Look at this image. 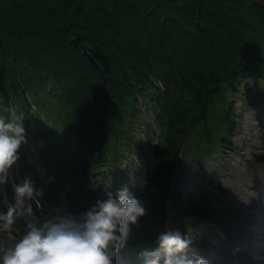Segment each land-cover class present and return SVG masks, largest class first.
<instances>
[{
  "label": "trees",
  "instance_id": "1",
  "mask_svg": "<svg viewBox=\"0 0 264 264\" xmlns=\"http://www.w3.org/2000/svg\"><path fill=\"white\" fill-rule=\"evenodd\" d=\"M4 1L0 117L24 116L27 123L34 106L37 123L43 113L53 119L43 160L56 167L62 185L60 166L73 157V211L82 200L80 214L94 206L96 185L110 175L104 171L110 166L106 145L115 168L122 153L132 151L141 100L150 101L159 127L151 155L134 143L145 168L141 191L149 220L143 239L160 226L169 188L188 174L179 173L181 166L199 170L207 160L241 150L233 141L241 128L237 98L249 79L264 80L260 23L219 7L218 0H184L183 10L169 0L165 17L126 0H76L75 13L65 18L75 0H35L20 9ZM249 92L253 97L244 101L252 106L262 95ZM36 134L43 136L40 128ZM21 158L27 163L22 151ZM202 193L200 203L184 208L192 223L216 216L210 205L215 194L204 187Z\"/></svg>",
  "mask_w": 264,
  "mask_h": 264
},
{
  "label": "rangeland",
  "instance_id": "2",
  "mask_svg": "<svg viewBox=\"0 0 264 264\" xmlns=\"http://www.w3.org/2000/svg\"><path fill=\"white\" fill-rule=\"evenodd\" d=\"M31 1L35 3V0H5L3 3L6 6L19 7L20 9L23 6L26 7L25 4L33 5ZM36 1L38 2L39 0ZM126 1L127 3L130 2L132 3L131 5L136 6H138L139 3L140 8L142 9L146 7L144 10L141 9L143 12L146 11L154 13V15L160 14V16L164 14V17L167 14L166 8L169 3V0ZM172 3L179 6V9L183 10L182 6L184 0H175L172 1ZM75 4L76 0L71 4L73 9H70V11H64V18L70 17L75 13V11H73L76 8ZM216 4H218L219 7L222 5L227 9L230 8L229 10L238 17L245 16L247 17L245 19L251 20L254 24L258 22L261 26H264V0H218ZM112 6H114V4ZM33 9L36 8L33 6ZM180 15H183V11H181ZM184 18L187 19L189 17L186 15ZM195 23L199 24L196 21ZM251 88L257 90V94H261L262 98L257 100L254 105L251 104L252 106H247L244 101V96L253 97V92H249ZM242 95L243 96L237 98L236 104V107L238 108L237 115H242L239 120L241 121V128L239 134L234 137L233 141L237 147L243 148V151L229 155V157H223V155H221V158L217 161L218 163L207 160L202 166V169H204L205 173L208 175L209 182L206 183V186L208 187L205 188L207 190L213 188L216 189L214 190L215 197L211 199L210 205L217 207V215L213 224H200L202 225L201 229H193L192 234L188 235V237H190L193 241L192 246L199 243L200 240L206 236V233L213 235L216 234L220 239H222L220 229L228 233L227 236L229 240H227L226 243L229 246L234 244L245 246L249 245V243L245 242V239L251 233L250 225L252 222H257L258 220L257 208H261L264 205L260 200L261 194L256 190L258 193L257 197V195L254 194L255 190L253 189L256 182L264 180V171H260L254 178V174L257 173L258 169L264 168V80H261L259 84H257L254 78L249 79L246 82ZM145 103L143 102L139 106L142 111L143 118L140 123L135 125L137 135L134 137L133 143L138 142V144H142L145 152L148 154L157 142L159 127L154 118L155 114L153 112V108H150V101L147 100ZM144 122L150 123L152 128L151 132L147 130ZM42 143L43 141L41 139L35 140V144L38 145V147H40ZM134 149L135 146L133 147V150ZM126 156V159L124 157L122 159L123 164L130 163L134 160L136 161L124 167L123 170L121 169L116 175L112 176L108 181V188L104 190V193L107 196V194L111 192L115 196L117 194L115 186L118 184L116 180L118 179L121 181V184L127 186L129 192L135 196L142 203V205H144L145 198L141 195L142 183H138V180L136 182V179L133 177V173H130V167L138 170V154H135L133 151H129ZM68 163H70V165L63 166L64 170H62V167L60 166L62 174L61 186H59L57 182L58 174L57 170L54 168L55 166H48L46 164H44V166L42 161L40 162V165H38L39 168L46 171L48 175L42 174L41 172H38V174L35 171L26 169L25 173L27 175L24 174V176L25 178H31L34 182L35 189L44 190L48 187L50 197L45 198L42 196L41 198L47 210H50L51 208H60L68 212L69 202L67 198V190L72 183L70 168L73 166V159L69 158ZM36 164V159H34V165ZM199 169L202 171L201 167ZM179 170L180 174L182 170H186L188 174L183 176V180L169 188L168 196H171V198L170 200L167 198L165 201L166 210L164 218H168L172 228L174 230L178 229L183 235L182 228L183 223H185V217L183 218L182 216L183 214H186L185 209H189L195 206V204L200 203L203 198V193L201 182L198 179L200 171L198 172L197 169L195 170L190 167L182 168V166ZM50 177L51 180L49 179ZM210 185L214 187H209ZM176 192H179L180 196H176ZM52 193H56L58 196V198L54 197L56 203L53 202L54 205L56 204V207H54V205L50 206V198H53L51 197ZM81 202H83V200ZM148 205L149 204L147 203V206ZM33 211H35L34 207ZM148 220L149 217L141 219L144 223ZM142 222L140 223L142 224ZM139 228L140 224L138 222L136 225L132 226L131 238H135L136 230ZM22 232L24 231L22 230ZM159 236L160 234L154 238L152 245L150 247H145V249L153 250L158 247L157 239ZM206 237L208 238V236ZM208 250V246L200 249L201 252H206ZM135 254L136 253L134 252V256H136ZM119 257L123 258L122 262H131L127 244L117 258ZM216 260H218V257L212 258L210 264H217Z\"/></svg>",
  "mask_w": 264,
  "mask_h": 264
},
{
  "label": "clouds",
  "instance_id": "3",
  "mask_svg": "<svg viewBox=\"0 0 264 264\" xmlns=\"http://www.w3.org/2000/svg\"><path fill=\"white\" fill-rule=\"evenodd\" d=\"M23 143H27L23 123L0 117V185L8 182ZM12 189L14 203L0 201L7 205L6 213L0 211V264H114L131 238L132 226L146 214L142 203L124 186L79 215L54 208L41 222L31 202L40 206L42 190L35 189L30 177L14 183ZM21 217L29 223L17 236L13 226ZM157 244L139 254L144 264H210L178 229L162 233ZM187 253L195 259H181Z\"/></svg>",
  "mask_w": 264,
  "mask_h": 264
}]
</instances>
